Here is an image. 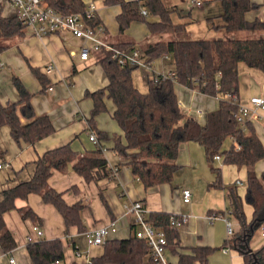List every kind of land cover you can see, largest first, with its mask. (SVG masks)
Listing matches in <instances>:
<instances>
[{
    "label": "trees",
    "instance_id": "16d2710c",
    "mask_svg": "<svg viewBox=\"0 0 264 264\" xmlns=\"http://www.w3.org/2000/svg\"><path fill=\"white\" fill-rule=\"evenodd\" d=\"M222 12L218 18L207 17L212 29L226 32L239 30H264V20L245 18L246 12L258 9L261 5L251 0H218ZM56 12L68 14L82 12L85 3L82 0H46ZM104 5L117 4L120 8L116 15L118 33L123 34L132 22L145 23L152 36L172 33L169 39H157L141 44L140 49L148 60L169 55L174 66L176 81L192 87L199 83V90L207 95L220 96L219 107L207 111L203 122L182 112L174 89V80L166 78L154 81L147 79V90L140 91L132 81L131 72L136 67H121L111 57V52H104L98 58L107 84L104 87L84 92L92 102L87 123L98 137L97 141L107 136L96 129L95 117L106 109L105 99L114 105L112 118L123 131V140L114 135L113 150L127 161L131 173L149 188L170 182L177 171L175 163L178 149L182 142L195 141L204 148L208 162L219 154L223 163L247 168L244 201L252 207L250 220L246 219L242 200L229 188L230 211L239 224L238 231L223 243L238 251L243 257L242 264H264V244L252 250L249 241L254 232L264 223V173L257 176L255 163L264 157V147L251 123L245 128L232 117L235 106L223 99L224 92L236 93L238 64L258 68L264 73V38H238L228 36L216 39H193L183 36L186 22H174L172 13L175 7L163 0H102ZM146 11V14L142 13ZM147 15L157 18L148 20ZM91 26L100 24L98 17L87 20ZM25 25L15 15H3L0 4V38H14L24 35ZM115 47L130 50V43H116ZM6 45H0V53ZM44 92L49 80L38 67L29 66ZM11 82L17 92L15 101H0V127L8 126L11 137L17 143L34 145L40 139L54 132L55 127L47 114H37L31 102L32 93L15 74ZM232 137L228 149H222L227 138ZM238 145L239 147H237ZM100 145L85 153L72 149L70 143H64L48 149L25 164L31 166L29 177L11 181L0 189V248L10 252L16 242L5 225L3 214L17 209L23 219L29 218L34 224L40 223L39 216L30 207H17V199H26L29 194H38L44 203L52 205L62 216L65 232L70 226L84 231L85 226L80 216L84 206L80 202L68 204L61 191L48 185V178L53 170L64 171L68 165L89 183L110 175V167L102 154ZM22 168L19 170V172ZM215 173L214 185L221 186L220 168L211 166ZM172 214L153 211L147 220L157 228H162L166 236V248L175 252L177 233L170 227ZM102 253L91 257L87 264H140L148 257L153 264L151 248L143 239L134 236L107 239L102 245ZM26 249L32 264H54L64 258L61 238L36 239L27 242ZM214 247L197 245L190 253H178V264H193L199 261L205 264Z\"/></svg>",
    "mask_w": 264,
    "mask_h": 264
},
{
    "label": "crops",
    "instance_id": "0c3cea01",
    "mask_svg": "<svg viewBox=\"0 0 264 264\" xmlns=\"http://www.w3.org/2000/svg\"><path fill=\"white\" fill-rule=\"evenodd\" d=\"M82 1L84 3L94 2L97 17L103 29L101 34L111 44L134 42L136 44H132V46L134 45L133 48L139 49L142 53L140 42L169 39L167 38L169 36L166 37V35H150L146 28L139 27L135 24L136 22H132L123 34H119L116 15L120 8L117 4L104 5L102 2L98 5L95 0ZM163 1L167 5L175 7L176 10L173 13L177 15L178 21L176 22H186L183 36L187 38L216 39L228 36L264 38V30L226 32L223 29H212L206 18H218L221 14L222 7L218 0H198L201 5H195L191 9L188 8L189 0ZM251 1L261 6L258 9L246 12L245 18L249 21L256 18L263 21L264 0ZM0 4L3 15L15 14L13 7L7 0H0ZM194 9L196 11L193 13ZM153 20H157V18H153ZM198 22L204 23V31L197 32L194 29V24ZM133 34H136V39ZM9 40L11 41L9 47L0 53V101L5 103L18 99L17 92L11 82L13 74L7 72V69L13 70V72H16L15 75L22 80L32 93L31 102L35 112L37 114H47L55 127L53 133L40 139L34 145H25L21 149L27 154L28 160L24 159L25 161L19 168H22L20 173L27 167H30L28 170L30 173L31 166H25V164L31 162L37 155L67 142L70 143L73 150L79 153H85L101 145L104 147L102 154L106 158L108 166L114 165L117 167L114 174L110 172L108 177L89 183L85 182L83 177L72 169L71 165H68L64 171L53 170L48 178V185L57 191H61L64 200L68 204L75 202L84 204L80 210V216L85 226L84 231H78L77 227L70 226L65 232L63 218L60 213L52 205L44 203L38 194H29L26 199L16 200L17 207H30L39 216L40 223L38 225L43 230V235L40 238H61L64 258L54 264H87L91 257L100 255L103 250L102 245L87 244L85 234L112 220L116 221L117 231L109 234L106 240L123 239L131 235L136 226H134L133 215L128 212L127 208L135 200L142 202L147 213L161 211L172 215L183 214L188 216L187 221L181 226L172 228L177 233L175 252L170 248H166L167 259L172 264H178V253H190L191 249L197 245L215 248L208 255L205 264L243 263V257L238 251L234 249L223 251V243L228 238L225 219L230 223L231 235L238 231L239 224L235 223L233 226L229 219V215H232L231 212L227 211L230 209V199L228 206L224 201L223 206L217 208L213 205L215 194L203 189V183L213 179L215 173L213 172L211 177L207 175L208 160L201 144L195 141L182 142L175 160L178 169L173 174L172 180L145 188L131 173L127 161L113 150L112 137L114 135L120 136L123 140V131L112 118L114 109L112 101L109 102V114L97 115L95 119L96 129L102 131L107 139L99 142L89 139L90 133H94V131L90 129L86 121L88 118L86 112L92 107V102L89 98L87 100L84 97V92L104 87L107 84V78L97 62L101 53H91L87 59H81L79 57L81 41L68 31L38 36L25 26L23 36ZM143 57L148 60L144 54ZM148 61L154 73L168 74L173 72L174 66L169 55ZM47 64L53 66L49 72L44 71ZM97 65L100 67L102 75L99 74ZM29 66L38 67L45 74L49 80L48 86L52 87L51 91L47 88L44 92L40 90L41 86L36 77L30 72ZM133 70L131 72L133 84L140 91H146L147 79L150 77V73L145 69L141 72H134ZM174 89L177 98L182 102L180 108L186 115H188L186 111L189 105L201 107L205 112L219 107L220 96L218 95L197 92L192 87L182 84H174ZM236 94L239 101L243 103L248 102L251 96L264 97V73L258 68L239 63ZM257 113L258 115L251 124L264 147V105L257 108ZM195 120L203 122L204 116ZM220 161L221 167H223L221 187L225 188L224 185L229 186L228 189L223 190L224 197L228 199L229 188L234 187L233 189L236 190V185L242 183V180L239 178L233 182L232 179H230V182L225 180L229 175L233 178V171L237 166L225 164L222 159ZM227 165L228 167H226ZM180 168L192 171V177H195L196 180L203 178L202 186L196 185L194 179L185 180V174L180 173ZM240 168H243L246 183L247 168L241 166L236 169L240 170ZM253 168L257 176H261L264 173V157L258 160ZM261 182L264 188V181ZM230 183L233 184V187ZM209 185L213 186L214 184L210 183ZM184 188H188L191 192L188 202L182 199L181 190ZM235 192L237 193V191ZM247 206L249 207V213L247 212V214L250 218L252 207L249 204ZM218 213L220 217L208 218ZM3 218L6 227L15 239L16 246L10 252H3L0 248V264H9L8 259L12 255L15 256L18 264H32L26 249V236L34 237L35 240L40 239L36 238L31 230L34 222L29 218L23 219L17 209L5 212ZM259 236L260 239H250L249 246L252 250H256L264 244V234L260 228ZM76 252H81V254L76 255ZM140 264H151V261L148 257H144ZM193 264L203 263L197 261Z\"/></svg>",
    "mask_w": 264,
    "mask_h": 264
},
{
    "label": "built area",
    "instance_id": "2783aa9c",
    "mask_svg": "<svg viewBox=\"0 0 264 264\" xmlns=\"http://www.w3.org/2000/svg\"><path fill=\"white\" fill-rule=\"evenodd\" d=\"M15 11V15L21 20V22L30 28L33 33L38 36H43L48 33L68 31L74 37L79 38L81 41L79 47V57L81 59H87L91 53H104L111 52V57L117 62L121 67H143L146 71L150 73L152 80H162V79H172L175 84H180L176 81V76L174 72L168 74H159L152 71L150 62L143 57V54L139 49L132 48L130 50H125L122 48L115 47L113 44L108 42L104 36H102V26L100 24L96 26H91L87 23V20L97 17L96 6L94 2H86L85 8L82 12H73L68 14H61L56 12L52 7H50L46 0H7ZM200 6L201 2L198 0H189L188 8L191 9L193 6ZM143 14H146L145 10H142ZM53 68L52 64H47L44 67L45 72L51 71ZM49 91L52 90L51 86H48ZM192 89L199 92V83L195 82ZM223 99L227 100L229 103L235 106L232 112V117L236 122L245 128L247 123H252L254 118L258 115L257 108L264 105V97L262 96H251L248 102H240L237 94L232 91L224 92ZM182 102L178 99V105ZM186 113L193 117L194 119H200L205 115V110L201 107L189 105L187 106ZM89 139L97 142L96 135L92 132L89 135ZM235 142V139L232 137ZM239 147L238 145H236ZM102 152L104 147L100 145ZM213 159L220 160L221 156L215 154ZM2 165L0 164V168ZM111 174H114L117 170L116 166H109ZM239 182V180H237ZM182 199L188 202L191 197V192L188 188L181 190ZM128 212L133 215L134 218V230L133 234L139 239H143L147 242L151 248V255L153 264H172L167 259L166 256V236L162 228L154 227L148 220V213L144 208L140 200L133 201L128 206ZM231 212L230 209L227 210ZM220 217V214L209 216L212 219L214 217ZM188 216L186 215H172L170 219V227L178 228L184 222H186ZM226 221V232L228 237L231 235L232 230L230 223L227 219ZM261 232L264 234V223L260 227ZM31 230L36 236L40 238L43 235L42 228L33 224ZM117 231L116 221L112 220L107 224L100 225L90 232H86V242L89 245H103L109 234ZM27 242L35 240L34 237L26 236ZM230 247L227 245L223 247V251H229ZM81 252H76V255H80ZM9 264H18L14 255L10 256L8 259ZM58 262V261H56ZM55 262V263H56ZM89 262V260H88Z\"/></svg>",
    "mask_w": 264,
    "mask_h": 264
},
{
    "label": "rangeland",
    "instance_id": "374dc122",
    "mask_svg": "<svg viewBox=\"0 0 264 264\" xmlns=\"http://www.w3.org/2000/svg\"><path fill=\"white\" fill-rule=\"evenodd\" d=\"M98 5L102 4L101 0H95ZM167 1V0H165ZM176 1V0H174ZM196 11V9H194L193 13ZM153 16L147 15V19L148 20H153ZM172 18L173 20L176 22L178 21L177 19V15L176 14H172ZM139 27L141 28H146L145 23L141 22V21H136V23ZM194 29H196L197 32H201L204 31V23L203 22H198L194 24ZM142 35V34H140ZM174 36V34L172 33H166L163 34V36ZM133 37L136 39V34H133ZM168 38V37H167ZM10 38H0V45H6V48L9 47L10 45ZM130 44H136L134 42H128ZM139 44V43H138ZM142 43L140 42L139 45H141ZM5 48V49H6ZM6 68V65H5ZM97 70L99 72V74L102 75L101 69L100 67L97 65ZM80 71V69H79ZM134 72H141L144 71L143 67H136L134 70ZM7 72H9V74H16V72H13V70H9L7 69ZM87 100H89L87 97H85ZM109 102H111L110 99H105V105H106V109L102 112H100L98 115H102V114H109ZM90 109L89 108L86 112V115H90ZM96 119V117H95ZM232 144V140L231 138H227L223 144H222V149H228L229 146ZM25 143H17L10 135L9 132V128L8 126H1L0 127V164L2 165V167L0 168V188L4 187L6 185V183H10L9 182V178L13 179L11 181H18V180H23L26 179L27 177H29V168L27 167L24 171H22V173L19 172V168L21 167L22 163L25 161L24 159L28 160V156L26 153H24L21 149L25 146ZM207 162V160H206ZM208 165L206 166V170H207V175H209L210 177L213 175V171L211 170V166L215 167V168H220L221 167V161L220 160H215L213 159L212 162H207ZM206 163V164H207ZM24 165V164H23ZM230 165V164H228ZM228 165L226 167H228ZM223 167H221V172L223 173ZM237 168V167H236ZM234 169L233 171V178H231V176L229 175L227 178H225V180H227L228 182H230V179H232V182L239 178L242 180V183H240L239 185H236L237 188L234 191H237V195H239L241 197L242 200V206H243V211L245 214L246 219L250 220L249 215L247 214L248 211V204L246 205L245 201H244V192H245V178L243 175V168H240V170ZM182 172V174H185V180L187 179H195V177H192V171L188 170V169H181L180 168V173ZM212 174V175H211ZM215 175V174H214ZM204 179L203 178H198L194 183L197 185H201L203 183ZM215 181V176L213 179L208 180L207 182L203 183V189H205L206 191H210L211 193H214V202L213 205H215V207L219 208L223 206V202L225 201V204L228 206L229 205V198L227 199V197L225 198L223 195V190L228 189V185H224L225 188H222L221 186H217V185H213L210 186V183H214ZM222 183H223V176H222ZM231 186L233 187V184L230 183ZM234 188V187H233ZM227 191V190H226ZM244 191V192H243ZM229 219L232 222V225L234 226L235 223L238 224L237 219L234 217V215H229ZM252 240H257L258 238L260 239L259 236V228L254 232V234L252 235Z\"/></svg>",
    "mask_w": 264,
    "mask_h": 264
}]
</instances>
